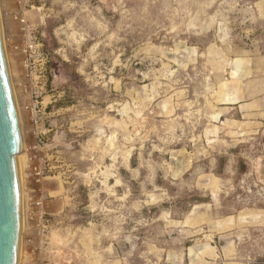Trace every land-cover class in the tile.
I'll return each mask as SVG.
<instances>
[{
    "label": "rangeland",
    "instance_id": "1",
    "mask_svg": "<svg viewBox=\"0 0 264 264\" xmlns=\"http://www.w3.org/2000/svg\"><path fill=\"white\" fill-rule=\"evenodd\" d=\"M0 10L27 146L19 264H264V132L226 120L264 89V0Z\"/></svg>",
    "mask_w": 264,
    "mask_h": 264
},
{
    "label": "water",
    "instance_id": "2",
    "mask_svg": "<svg viewBox=\"0 0 264 264\" xmlns=\"http://www.w3.org/2000/svg\"><path fill=\"white\" fill-rule=\"evenodd\" d=\"M26 149L0 10V264H19L21 259L24 222L19 155Z\"/></svg>",
    "mask_w": 264,
    "mask_h": 264
},
{
    "label": "crops",
    "instance_id": "3",
    "mask_svg": "<svg viewBox=\"0 0 264 264\" xmlns=\"http://www.w3.org/2000/svg\"><path fill=\"white\" fill-rule=\"evenodd\" d=\"M254 84V82L252 83ZM261 86V85H260ZM259 88V85L255 88ZM257 88V89H258ZM264 89L257 90L251 97L250 100L242 102L241 100L236 101L238 103L237 109L240 112L241 119L232 118L226 119L227 122H233V124H239L238 127L244 125L245 128H249L247 133L242 131L239 135L243 134H257L264 132ZM233 107H230L232 109Z\"/></svg>",
    "mask_w": 264,
    "mask_h": 264
},
{
    "label": "built area",
    "instance_id": "4",
    "mask_svg": "<svg viewBox=\"0 0 264 264\" xmlns=\"http://www.w3.org/2000/svg\"><path fill=\"white\" fill-rule=\"evenodd\" d=\"M39 50V44L35 43L33 37H30L28 40V43L23 46L22 51L26 54L25 56V66L28 67L29 64H31L32 59H34V56L36 55L37 51ZM33 73V71H31ZM31 73L28 74V76L31 77ZM35 173L37 176L36 179L37 181H40V178H43V169L42 167L35 166L31 169V172Z\"/></svg>",
    "mask_w": 264,
    "mask_h": 264
},
{
    "label": "bare ground",
    "instance_id": "5",
    "mask_svg": "<svg viewBox=\"0 0 264 264\" xmlns=\"http://www.w3.org/2000/svg\"><path fill=\"white\" fill-rule=\"evenodd\" d=\"M21 108V107H20ZM21 110V109H20ZM24 129V128H23ZM24 131V130H23ZM24 133V132H23ZM26 151L22 152L20 155H19V161H20V166H21V172H22V177H23V184H22V187H23V207H22V212H23V208L25 206V173L23 172V167L25 165V163L23 164V158L25 157V153ZM25 162V160H24ZM31 198V197H30ZM23 217H24V222H25V215L23 213ZM24 225V224H23Z\"/></svg>",
    "mask_w": 264,
    "mask_h": 264
}]
</instances>
